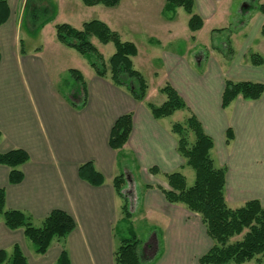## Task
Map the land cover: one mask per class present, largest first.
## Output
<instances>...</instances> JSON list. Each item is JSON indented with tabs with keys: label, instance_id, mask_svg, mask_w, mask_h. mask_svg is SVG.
Segmentation results:
<instances>
[{
	"label": "crops",
	"instance_id": "1",
	"mask_svg": "<svg viewBox=\"0 0 264 264\" xmlns=\"http://www.w3.org/2000/svg\"><path fill=\"white\" fill-rule=\"evenodd\" d=\"M29 2L8 0L9 18L0 26V153L23 148L30 160L22 165L24 179L17 184L9 183V168L0 164V187L6 189L7 207L31 213L37 224L56 208L74 217L77 227L65 241L70 264H115L114 227L122 202L117 199L112 180L120 174V166L126 164L125 158L130 155L137 170L149 171L153 166L163 173L184 170L185 161L177 151V139L171 131L173 122L152 115L147 105L152 95L150 86L146 102H140L125 88L95 71L82 73L86 82L85 105H73L65 97L70 90H62L56 84L42 51L26 50L20 38L23 31H29L25 28ZM227 2L195 0V8L205 25L209 18L225 16ZM57 5L68 16L83 12L91 17L93 11H100L101 15L89 20L106 22L120 36L125 32L129 36L144 32L148 44L158 42L157 34H172L175 23L174 16L166 14L164 0H120L114 7L81 6L78 2L75 6L62 0ZM261 14L260 21L252 25L255 35L264 23ZM84 16L80 28L88 20ZM67 20L66 23H72ZM123 40L137 45L135 66V58L141 53L138 41L133 37ZM21 42L24 53L20 50ZM257 51L264 56L263 45ZM231 55L229 64H221L205 55L169 53L161 62L163 77L213 137L212 156L217 165L227 169L229 205L239 207L255 198L264 205V93L256 100L239 96L227 108L222 106L227 79L264 82V66L252 64L246 50ZM82 100L81 92L76 101L80 104ZM129 112L133 114L131 133L124 148L117 152L109 144L111 130L116 120ZM229 127L234 131V139L227 143ZM123 151L128 154L121 158ZM87 161H93L104 174V184L94 186L80 177L79 167ZM148 184L152 186L146 187L137 200L143 213H154L165 225L150 234L146 243L143 241L141 254L145 264H200L199 258L213 244L201 217L169 202L157 187L159 183ZM160 184L167 186V182ZM15 243L30 264H56L63 250L62 244L54 241L45 254H38L23 229H9L0 219V249H10Z\"/></svg>",
	"mask_w": 264,
	"mask_h": 264
},
{
	"label": "trees",
	"instance_id": "2",
	"mask_svg": "<svg viewBox=\"0 0 264 264\" xmlns=\"http://www.w3.org/2000/svg\"><path fill=\"white\" fill-rule=\"evenodd\" d=\"M120 0H83L87 6L103 4L114 7ZM183 7L189 14L190 30L198 31L204 25L203 17L195 11V0H166L167 11ZM264 14V3L259 4ZM8 0H0V26L9 18ZM56 37L59 42L75 48L78 52L93 53L91 66L100 77L109 79L113 84L125 88L137 101L146 102L149 84L145 76L135 68L133 58L138 53L137 45L125 41L120 34L100 20L92 19L85 22L82 28H75L69 23H57ZM264 35V23L261 26ZM95 36L102 43L112 42L115 52L105 61L96 45L91 40ZM21 52L25 49L21 42ZM233 52L231 51V54ZM254 65L264 66V56L259 52L249 55ZM1 60V52H0ZM73 85L69 88L66 98L78 107L86 103V82L83 74L71 70ZM166 100L160 105L147 102L156 119L173 115L176 111L187 110L184 122H173L171 131L177 139V151L183 157L185 165L195 170V181L187 184L185 174L181 171L162 172L157 166L149 168L153 174L164 175L167 186L158 184L166 199L198 214L213 241L212 247L199 258L200 264H243L254 260L256 264H264V205L255 198L246 201L242 206L231 207L226 198L225 166L217 165L212 156L214 139L207 134L202 122L189 108L181 94L167 82L160 88ZM83 93L82 102L76 99ZM264 93V82L251 80L227 79L222 95V106L227 108L239 96L248 100L259 99ZM132 112L120 116L112 127L109 144L117 152L124 148L132 129ZM234 139V131L229 127L226 141ZM1 141V133H0ZM30 160L29 153L23 148H14L0 153V164L9 168V183L23 181L22 165ZM80 177L94 186L105 182L104 174L93 161H87L79 167ZM113 187L122 201L123 218H130L129 197L126 194V175L120 173L112 180ZM152 185L147 184L146 187ZM0 219L9 229H23L26 239L30 240L38 254H45L54 241L62 244L63 250L56 264H70V257L65 241L77 227L73 216L63 209H53L39 224L33 215L22 209H11L6 204V189L0 187ZM143 241L132 232L130 237H123L116 243L113 258L115 264H145L141 249ZM0 264H30L20 245L15 243L10 249H0Z\"/></svg>",
	"mask_w": 264,
	"mask_h": 264
},
{
	"label": "rangeland",
	"instance_id": "3",
	"mask_svg": "<svg viewBox=\"0 0 264 264\" xmlns=\"http://www.w3.org/2000/svg\"><path fill=\"white\" fill-rule=\"evenodd\" d=\"M61 1L30 0L25 14L27 21L25 28L29 31H23L20 38L23 40L26 50L33 52L40 49L42 51L41 56L49 67L54 81L63 90L69 89L73 85L72 69H77L81 73L94 72V69L91 66L93 53H80L75 48L59 42L56 38V23H64L69 21L67 19H71V24L80 28L81 17L85 15L83 12H77L73 16L63 14L57 5ZM66 1L74 3V5L78 2L84 6L80 0ZM261 2L264 0H229L226 4L225 16L207 19L204 27L198 31L190 30L188 12L183 7H177L173 11L166 12L167 15L174 16L173 33L170 35L157 34L156 38L159 40L153 44H148L144 40V32L137 31L131 36L127 32L123 33L121 36L123 39L133 37L138 41L141 53L135 58V68L143 71L151 88L152 95L149 101L160 105L166 98V95L160 90V85L164 86L168 82L165 80L167 78L163 77L162 70L164 68L161 64L166 54L190 52L191 57L205 55V58L211 57L221 64H229L230 56H232L231 51L241 53L246 50L247 57L250 55L249 53L259 52L257 51L259 47L264 46V35L261 32L255 35L252 25L260 21L262 14L259 4ZM135 4L138 6V2ZM100 6L105 5L101 4ZM195 11L198 12L196 8ZM96 14L101 15V12L95 10L92 13L94 16L85 15L84 18L89 21L92 17H97ZM38 28L40 30L34 32ZM123 29L126 31V28ZM91 40L105 61H108L116 50L115 45L112 42L102 43L95 36H92ZM187 114L185 111H176L173 115L166 117V122H184ZM127 154V151H123L121 158L126 157ZM130 156L125 158L126 164L120 166L118 173H125V189H132V193L127 189L125 191L129 197L131 217L123 218L120 209V215L114 227V236L116 243H119L123 237H130L134 232L146 243L151 237L150 234L157 231L159 227L163 229L165 224L154 213H143L137 196L146 190L148 183H155L154 185L166 183V179L162 174L153 175L149 171L137 170ZM181 172L185 174L187 184L192 185L195 181V170L186 165ZM117 199L121 200L119 197Z\"/></svg>",
	"mask_w": 264,
	"mask_h": 264
}]
</instances>
